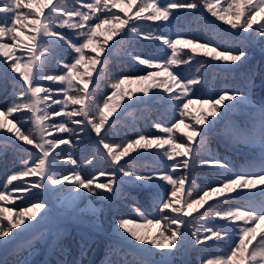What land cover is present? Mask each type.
Instances as JSON below:
<instances>
[{
	"label": "snow or ice",
	"instance_id": "snow-or-ice-1",
	"mask_svg": "<svg viewBox=\"0 0 264 264\" xmlns=\"http://www.w3.org/2000/svg\"><path fill=\"white\" fill-rule=\"evenodd\" d=\"M142 41L158 51L140 50ZM125 48L131 65L118 58ZM257 50L264 62V0H0V80L12 83L0 104V155L11 151L19 162L0 201L21 194L15 219L0 207V264H32L24 253L66 234L93 200L104 205L90 209L97 222L115 212L119 239L109 250L119 259L108 264H177L189 251L200 264H264V101L252 99L264 72L249 67ZM221 77L225 86L212 87ZM105 79L111 91L99 95ZM133 82L142 86L123 89ZM194 103L207 107L185 123ZM151 104L163 108L157 133L125 124ZM121 125L128 132L117 142ZM181 126L189 131L174 135ZM53 132L60 135L49 139ZM221 136L226 152L247 150L243 162L210 146ZM85 151L87 171L74 155ZM197 170L206 173L202 185ZM133 191L149 192L151 203ZM113 201L138 206L129 215ZM138 219L162 230L144 235Z\"/></svg>",
	"mask_w": 264,
	"mask_h": 264
},
{
	"label": "rangeland",
	"instance_id": "rangeland-1",
	"mask_svg": "<svg viewBox=\"0 0 264 264\" xmlns=\"http://www.w3.org/2000/svg\"><path fill=\"white\" fill-rule=\"evenodd\" d=\"M67 2H68V5L71 6L72 0H67ZM163 2H166V0H158V3H163ZM37 3H39V0H37ZM221 4H223V0H221ZM120 7L127 8L128 6H127V3L125 2V3H122L120 5ZM114 10L115 11H119V9H114ZM136 10H137V8L133 7L130 11H131V13H134ZM45 11H47L46 8H45ZM121 15L123 16V13H121ZM30 31H31L30 29H25V30H22L20 32V37L25 42L27 41V37L30 34ZM108 37H109V33L104 32L102 30V32L99 35V39L101 41H103V39L108 38ZM116 38L118 39V37H116ZM113 42H114V39H110L109 40L110 44L113 43ZM136 47L139 48L140 50L144 51L145 53L154 54V53H156L158 51V47H157L156 44L151 43V42H147V41L140 42L139 44L136 45ZM86 51H89V50H86ZM117 55H118V58L120 60L124 61V63L126 65H131V64L134 63V61H132L131 58L127 55V48L118 51ZM252 62L253 63H257V65L256 66H250V69L255 70L257 73L264 72V62H262V60H261V56L259 54V50L256 51L254 59H253ZM84 67H85V65H81L82 69ZM99 67L100 66L97 65V69H99ZM109 67H110V71L113 74H115L119 70L118 64H115V63L111 64ZM179 67L183 68L185 66L184 65H179ZM49 71H55V69L51 68V69H49ZM192 71L194 72L195 68H193ZM93 75L95 77V73ZM163 79H164V76H161V77L158 78V81L159 80H163ZM0 82H6V81L0 80ZM109 83H110L109 79L101 80L99 82V86H98V94L99 95H103L105 90H107L108 92L111 91V89L108 87ZM256 85L257 86H261V78H260L259 75H257V77H256ZM141 86L142 85L140 83H138V82L126 83L123 86V89L125 91L128 90V89H138ZM211 86L212 87H217V86L224 87L225 86V81H224V79L222 77L220 79H218V80L213 78V82H212ZM257 86H256V88L254 90V93H256L255 92L256 90H258ZM91 87H93V85H90V88ZM263 90H264V87H263ZM161 91H163V90L161 89ZM11 92H12V84L9 85V89L6 88L4 91H2L3 96L0 99V104H2L4 102L6 97L9 100L11 99ZM0 93H1V90H0ZM150 94L151 93H149V95ZM258 95L259 94L253 95V97H252L253 101L256 102V103H259V101L257 99ZM143 107H145V106H141L138 111L137 110H133L129 114H127L125 116V118H124L125 124H127L128 127H135L137 129H139V131H141V132L157 133L158 129L156 127V122L158 120H160V118L162 116V113H163L162 106L159 105V104L148 105L147 107L149 109H151V111H145ZM206 107L207 106H202L199 103H194V104L190 105L189 112L191 113V116L185 121V123H188L192 119V117L200 115L202 113V111H204V109ZM117 114H119V110H118ZM114 118L115 117L113 116L110 119H114ZM8 119H11V118L9 117ZM55 119H59V118H55ZM233 119L237 120V121H240V120L243 119V117L240 114H236L233 117ZM9 126H11V125H9ZM128 127H124L123 125H121V127L118 129V134L116 136H114L113 138L117 142H119L120 140L125 139L126 133L128 132ZM187 131H189V129L183 128V126H181L180 130H175L174 135L181 136L183 134V132H187ZM56 135H60V133L53 132L48 138L51 139L53 136H56ZM161 135H163V134H161ZM2 139L3 138L1 137L0 140H2ZM2 141L4 143H6V141H4V139ZM227 144H228L227 138L224 137V136H221L219 139L212 140L210 146L213 147V148L218 149L222 154L230 155L235 161H237L238 163H241L243 161V158L246 157L247 150L246 149H242V148H234L232 151L226 152V145ZM25 147H31V146L25 145ZM61 147H64V145H61ZM74 155L78 157V163H83L84 164L85 171H87L88 170V166L86 164V161L84 160V157L88 156V152L87 151H85V152H77V153H74ZM88 158H91V157L89 156ZM58 159L63 161L64 157L61 156ZM13 160H14V157H13V153L11 151H8L6 156L5 155H0V183H3L5 181V178H6V174L5 173L7 171V168L10 165H12V168L19 166V162H16L13 165ZM11 169H10V172H11ZM83 174H84V172H82V175ZM196 174L199 177V179L197 180V184L198 185H202L205 182L204 181V177H205L206 173L203 172V171L197 170ZM25 179H29L30 180L31 178H25ZM103 180H104V178L101 177L100 178V182H103ZM16 183H19V181H14L13 182V184H16ZM8 187H9V189H11V186H8ZM186 188H187V186H186ZM10 194H11V199H10L11 202L0 201V204L3 203L5 205H7L9 208H11L12 210L18 209V208H15V205L19 204L21 202L18 199V197L21 194L18 193V192H15V191H11ZM132 195H134L136 197V199L138 201L142 202V203H144V202L149 203V204L151 203V194L149 192H147V191H133ZM149 196H150V198H149ZM6 201H9V200H6ZM113 203H114V201L112 202V207H114L113 209H115V207L119 206V207L123 208L126 212H128L129 214L132 213V208L138 206V205L133 204V205H131V207H127L126 203H130V202H125V201H118V203L116 205H114V206H113ZM81 207L84 208L85 211L81 214V216L79 218V222H84V223L85 222H89V224L92 225V224H96L95 222H97V220L93 216V214H92V212L90 210L91 207L101 208V207H104V205H102L101 202H99V201L93 200L91 202H85L84 204L81 205ZM201 211H203V209H201ZM14 213L12 211L13 219H15ZM109 213H110L109 211H105L102 214V216H103L102 223H103V220H104V222L110 220V218L108 219ZM114 213L115 212L112 211V215H114ZM194 215H195V213H194ZM149 219H151V217ZM201 223H203V221H201ZM261 227L264 228V225H262ZM95 228H96V225H95ZM99 228H101V227L99 226ZM141 228H144V227H141ZM161 230H162L161 227H157L155 225H150V229L148 230V235H157V234H159V232ZM101 232L104 235V230H101ZM71 236H70V238H71ZM82 236L83 235L81 234L80 240L82 239ZM63 238H65L64 235H63L62 238H60V239H62V241L60 243H57L56 244L57 246L55 248L56 250H60V252L64 251V245L66 243H69L68 240H66V239L63 240ZM85 239H87V238H85ZM88 239L91 240V241H95L96 240L97 244L101 245L102 241H101V239L99 238L98 235H96V237H94V238H88ZM55 240L56 239H54L52 237H49L47 244H39V245L43 246V247H45L47 249V247L52 245L55 242ZM65 240H66V242H65ZM72 241L74 243H76L75 239H72ZM223 247H224L223 244L214 246L211 249V253L209 254V259H215L216 258V253L219 251V249H222ZM46 249H45V251H46ZM50 250H53L54 257H56V252L54 251V248L50 249ZM45 251L42 252V250H40V249L39 250H35L34 253L32 255H29L28 258L32 262V264H36L38 259H40L42 257V255L45 254ZM100 251H101V247H100ZM26 254H27V252L24 253V255H26ZM66 255L71 258V254L70 253L66 252ZM93 256H95V259H93L92 264H97V262H99V261H100L99 262L100 264H108V262H109V259L107 257H105V260H104V257L102 256V254L99 251H97V250H94V252L89 255V260ZM47 258L48 259L45 260V264H48V262H51V258H49V256ZM198 258H199V254L198 253L193 252V251H189V253L186 256L178 258L179 259V263H177V264H183V261H185V260L192 261L193 264L196 261H198V263L200 264V261L198 260ZM98 259H100V260H98ZM95 260H96V263H95ZM74 261L75 260H73L71 262L73 263ZM71 262H69L68 264H71ZM81 264H91V262L88 261V257H87V259L84 260V263L82 262Z\"/></svg>",
	"mask_w": 264,
	"mask_h": 264
},
{
	"label": "trees",
	"instance_id": "trees-1",
	"mask_svg": "<svg viewBox=\"0 0 264 264\" xmlns=\"http://www.w3.org/2000/svg\"><path fill=\"white\" fill-rule=\"evenodd\" d=\"M256 65H257V63L252 62L250 66H256ZM10 84H12L11 81L0 82V90H1L0 99L3 96L2 91H4L6 88L9 89ZM257 89L258 90L255 91L256 93H254V95L259 94L257 96L258 101L259 102L264 101L263 87L257 86ZM143 108L145 110V107H143ZM2 140H0V147H2L5 144ZM13 165H14V163H13ZM11 168H12V165H10L7 168V171L5 173L6 176L10 173ZM3 183H0V188H2ZM149 198H150V196H149ZM5 202H11V200L5 201ZM117 203H118V201H114L113 206L116 205ZM0 207L9 208L7 205H5L3 203L0 204ZM20 210L21 209H14L13 213L18 212ZM129 215H131V214H129ZM14 216H15V213H14ZM114 217H115V213H114V215H112V211H111L109 213V217H108V219L110 218V220L106 221V222H104V220H103V223H102L103 216L101 215L99 222H95L96 224L90 225L89 222H85V223L84 222H77V223L70 224L68 226V231L66 232V234H64L65 238H63V240L66 239L69 242V243H66L64 245V251L60 252V250L55 249L57 246L56 244L60 243L62 241V239H60V238H62L63 236L60 237L58 240H55V242L52 245H50L49 247H47V249L45 247L37 244L36 250L40 249V250H42V252H44L46 249V251H45V254H43L42 257L40 259H38L36 264H45V260L48 259L47 258L48 256H49V258H51V262H48V264H61V262H63V264H68L69 262H71L73 260H75L73 262L74 264H81L82 262L84 263V260H86L88 255L91 253L93 246L97 243L96 240L91 241L88 238H94V237H96V235H98L102 241L100 253L104 257V260H105V257H107L109 260L119 259V255L113 254L109 250V246L111 244L118 242V239H119L118 236H116L114 233V229H115V223L113 222ZM97 223H99V226L101 228H99L97 226ZM137 223H139L140 225H142V227H144V228H140L139 231L144 235H148V230L150 229V225H148L146 223V221H144L143 219H138ZM95 225H96V228H95ZM101 230H104V235L101 232ZM81 234L83 236H82V239L80 240ZM70 236H71V238H70ZM85 238H87V239H85ZM72 239H75L76 243H74L72 241ZM66 240H65V242H66ZM53 248H54V251L56 252V257H54L53 250H50ZM66 252L71 254V258L66 255ZM26 256L29 257L28 253L26 254ZM0 258H2V257H0ZM128 258L130 259L131 257H128ZM98 260H100V259H98ZM198 260L200 261L199 258H198ZM99 262L97 264H100ZM73 263L71 262V264H73ZM177 263H179V259H178ZM194 264H199V263H198V261H196Z\"/></svg>",
	"mask_w": 264,
	"mask_h": 264
}]
</instances>
